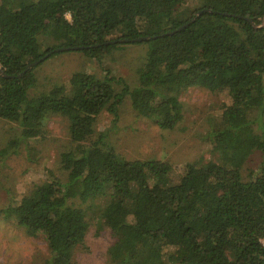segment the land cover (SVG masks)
<instances>
[{"label":"trees","instance_id":"1","mask_svg":"<svg viewBox=\"0 0 264 264\" xmlns=\"http://www.w3.org/2000/svg\"><path fill=\"white\" fill-rule=\"evenodd\" d=\"M184 1L0 0V119L20 128L4 154L41 138L49 115L69 120L77 144L78 155L62 156L66 181L50 173L4 210L28 234H44L51 254L45 264H76L91 229L78 202L105 198L98 221L113 239L109 264H264V0H199L190 13L181 10ZM142 38L150 40L133 43ZM136 44L147 45L136 84L77 72L67 85L31 94L36 67L61 54L56 49L82 48L71 52L103 64ZM191 88L230 99L207 134L215 160L189 164L175 179L167 162L129 161L116 152L109 136L126 99L138 116L174 130ZM104 112L112 128L86 145ZM256 152L262 162L246 180Z\"/></svg>","mask_w":264,"mask_h":264},{"label":"rangeland","instance_id":"2","mask_svg":"<svg viewBox=\"0 0 264 264\" xmlns=\"http://www.w3.org/2000/svg\"><path fill=\"white\" fill-rule=\"evenodd\" d=\"M200 5L199 0H185L181 10L190 13ZM53 44V41L47 43L49 46ZM146 53L147 45H131L107 56L103 64L88 59L80 52L61 53L36 67L38 83L31 94L45 92L56 85H67L77 72H88L99 78L108 72L136 84L137 71L145 62ZM181 101L185 112L183 122L174 130H162L152 120L138 116L130 100L126 99L120 109V121L115 129H111L109 136L116 152L129 161L167 162L176 170L175 179L189 164L215 160L207 134L220 122L224 109L230 104L227 92L212 93L203 88H191L182 94ZM110 128L112 116L104 112L98 117L93 137L85 144L95 141L99 134ZM19 136L17 124L0 119V230L26 231L14 219L7 220L4 210L18 205L36 187L45 183L50 173L66 181L67 172L63 169L62 156L70 152L78 155L77 144L71 139L69 120L60 115L47 117L41 138L22 142L15 152L4 154L9 143ZM261 162L262 155L256 152L244 167L246 180L253 171H257ZM107 202L108 198L84 205L78 202V206L89 214L91 229L84 244L75 252L76 264H109L107 252L113 239L107 229H100L103 224L98 221L100 211ZM45 248L25 264H45L51 256L47 242ZM0 262L10 264L7 252L2 247Z\"/></svg>","mask_w":264,"mask_h":264},{"label":"clouds","instance_id":"3","mask_svg":"<svg viewBox=\"0 0 264 264\" xmlns=\"http://www.w3.org/2000/svg\"><path fill=\"white\" fill-rule=\"evenodd\" d=\"M46 242L43 233L0 230V247L6 250L10 264H25L26 261L34 259L37 254L46 250Z\"/></svg>","mask_w":264,"mask_h":264},{"label":"water","instance_id":"4","mask_svg":"<svg viewBox=\"0 0 264 264\" xmlns=\"http://www.w3.org/2000/svg\"><path fill=\"white\" fill-rule=\"evenodd\" d=\"M206 12H210V10H206ZM203 12H199L198 13V17L202 15ZM196 19H193L191 23L195 22ZM191 23H188L187 25H185L184 27L180 28L178 31H175V32H172L170 34H174L176 32H179L185 28H187L188 26H190ZM150 38H142V39H137V40H134L133 43H140V42H144V41H149ZM82 50V48H61V49H56L53 53H65V52H71V51H80ZM46 58H43L40 62H43L45 61ZM40 62H36V63H33L32 65H30V69L37 66ZM0 75H3L2 71L0 70Z\"/></svg>","mask_w":264,"mask_h":264}]
</instances>
